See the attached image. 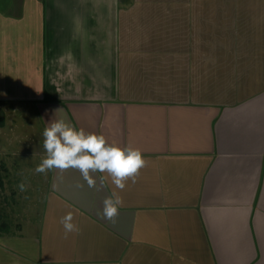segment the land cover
I'll list each match as a JSON object with an SVG mask.
<instances>
[{
    "label": "crops",
    "instance_id": "1",
    "mask_svg": "<svg viewBox=\"0 0 264 264\" xmlns=\"http://www.w3.org/2000/svg\"><path fill=\"white\" fill-rule=\"evenodd\" d=\"M31 109L148 163L123 190L48 171L40 220L0 219V264H264V0H0L1 127Z\"/></svg>",
    "mask_w": 264,
    "mask_h": 264
},
{
    "label": "clouds",
    "instance_id": "2",
    "mask_svg": "<svg viewBox=\"0 0 264 264\" xmlns=\"http://www.w3.org/2000/svg\"><path fill=\"white\" fill-rule=\"evenodd\" d=\"M43 148L46 156L35 168V173L46 174L51 170L64 172L69 169L78 170L90 188L96 186L92 173H106L116 188L123 190L126 182H136L140 170L147 166V160L140 149L132 146L121 148L109 143L104 135L87 133L84 129H76L63 119L51 121L43 130ZM104 183V177L100 179ZM80 187L81 185H77ZM28 185L22 181L17 185L20 192L27 191ZM123 201L116 192L103 201L102 218L115 222L119 207ZM74 215L68 212L60 219L65 236L78 232L73 223Z\"/></svg>",
    "mask_w": 264,
    "mask_h": 264
},
{
    "label": "rangeland",
    "instance_id": "3",
    "mask_svg": "<svg viewBox=\"0 0 264 264\" xmlns=\"http://www.w3.org/2000/svg\"><path fill=\"white\" fill-rule=\"evenodd\" d=\"M1 128L4 132L0 130V147L8 144L11 150L0 148V160L7 166L6 189L0 200V219L13 231L15 226L40 220L48 188L47 176L35 173L33 165L36 162L39 165L43 159L37 157L43 148V131L33 109L18 113L12 110ZM22 181L28 185L25 192L17 188Z\"/></svg>",
    "mask_w": 264,
    "mask_h": 264
},
{
    "label": "trees",
    "instance_id": "4",
    "mask_svg": "<svg viewBox=\"0 0 264 264\" xmlns=\"http://www.w3.org/2000/svg\"><path fill=\"white\" fill-rule=\"evenodd\" d=\"M45 100L48 101V102H49V101H55L54 99L49 98V96H46Z\"/></svg>",
    "mask_w": 264,
    "mask_h": 264
}]
</instances>
